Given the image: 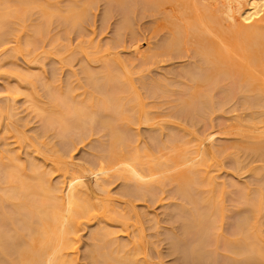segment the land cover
I'll list each match as a JSON object with an SVG mask.
<instances>
[{
  "label": "rangeland",
  "instance_id": "374dc122",
  "mask_svg": "<svg viewBox=\"0 0 264 264\" xmlns=\"http://www.w3.org/2000/svg\"><path fill=\"white\" fill-rule=\"evenodd\" d=\"M36 1H37V4H35V5H33V4L32 5H22L19 2V0H1V2H3V6H0V14H3V13L6 14L9 12H12L11 14H15V13L21 14L20 12H23L24 9H28L27 10L28 15L25 19L26 22H25L24 28H22L20 31H18V33L16 32L17 36H18L16 38L18 41L16 40L15 37H13L14 39L11 38V40L9 39L8 41L4 42L3 44L0 42V108H2L3 105L6 104L4 106L5 109H4V107H3V109H0V163H1L0 182H1V177L2 178L4 177L3 175L7 172V170L14 169L13 168L14 166H12V162H10L8 160L9 157L11 158L14 156H11L9 154V151L14 152V153L10 152L13 155H16V154L19 155L20 154L19 157L21 158L20 159L21 162L24 163V166H29V164H28L29 162L35 161L34 163L35 164L37 163V165L42 170H45L48 173H50V176H48V180H49V183L52 185L53 188L59 186V183L61 181V177H60L59 172H53V166L51 163V159H54L55 157L57 158L58 154H59V157L62 158V159L58 158L59 160H61V161L66 160V161H62V163H60L59 167H64L63 163L65 165H69V166H71V164L73 163L74 165L72 167H77V168H79L81 166L88 167L89 166L88 161H90L89 164L92 161L97 163L95 160H97L98 156L102 155L101 158L102 157L104 158V155L106 152L105 150L107 149V147H108L107 145L110 142V140H109L110 139V137H109L110 131L107 128H106L107 130H104V127L100 126L101 124L99 125L100 122H98L99 120H97V119L100 116L102 118H103V116H104V118L109 116V115H107V116L104 115V113H106V110L103 109L102 111H100V114H99L98 113L99 110H98V112L95 113V112L91 111L92 109L90 110V107H89L88 112L91 113V117L95 118L97 116V118H95L96 122L94 124H91L90 122H88L84 126L85 129H84V127L82 128L79 126H77V127H79V129L75 126L72 129V126H70L71 130L66 129V131L68 130L69 133H67L65 135L66 131L63 132L60 129L61 125L59 123H58L59 125H57V123L56 124L51 123L52 127L54 126L53 128H51V125H50L51 120L48 121L47 118L49 119V117H47V118L45 117L48 114L47 113H46V115H44L45 113L41 114L39 109H37L36 104L41 105V106H46L51 102L52 98L54 99V97H56V96L57 97L58 96L64 97L63 95L68 93V91L70 90L71 87H74L75 88V90L73 92L74 96L72 95L71 98H74L75 103H77V105H81V108H82V105H84L83 107H85L86 104L87 105L89 104L88 106H90L89 102L93 98V95H95L97 97L98 93L97 94L94 93L93 88L90 86V84L87 80L88 76H86L87 74H85L84 68L85 67L87 69L90 68L91 69L90 72L93 71L96 73V75H98L97 72H99L98 76L100 77V75L102 74V73L100 74V72L106 71L107 67L110 66V68H112L111 65L117 66L118 67L117 69H119V71H121L120 73H122V75H123V76L120 75V76H122L123 83L120 85V82H119L118 83L119 86L118 85L117 86L115 85V86L118 89L121 86H123L126 89H129L131 91V95L128 98L131 100L134 97L135 99L132 102H134V101L137 102L136 105H133L134 107H132L130 104H128V106L130 105V107H132L133 109L130 107L125 108V109H128V112L130 114H132V116L129 114V121H130V116L132 117V119H134V121L132 123L130 121L131 126L126 125L129 123V121L128 122L126 121L128 118L126 120L123 118L124 120H122L121 122H123L124 124L120 123L121 118L118 119V115H117V118L114 119V120H116V119L119 120V121L116 120V124H115V125H118V127L121 124L124 125V126L122 125V128H121V126L119 128H121L122 131L125 130L127 135L125 134V132L123 133L121 131L123 133V135L125 134V136L127 137V139H125V140L130 142L132 140V139L129 140L130 137L133 138V140L131 141L132 145H130V144H129V146L126 145L127 149L125 146L126 150L124 149V152L132 153L133 155L135 154L133 156L135 158H136V156L141 154L139 156L140 159H141V156L145 157V159L141 160L142 163H145V161L146 162L151 161L153 163V165L156 163L155 161H159V159L165 161V158H166L165 155L168 153L167 155H170L169 156L170 159L166 158V161L170 160L169 163L171 164V160L173 161L174 158L178 159L181 157L180 156L181 154L177 151L182 152L181 149L184 148V145H185L184 142L185 143H187L186 141L190 142L194 137H196V138L201 137L204 134H206V132L208 133V132L216 131L215 133H217V138H216L217 143H215V144H217L218 149L219 148L221 149V147H223L222 146V142L224 141L223 139H226V141H227V142L224 141L225 142L224 148L227 146L228 143L231 142V140H232V142L230 143L229 146H227L225 148L226 149L225 151H224V148H223V150L218 151L220 153L223 152L222 154H220V153L218 154V152L217 153L215 152L216 154L211 161L212 162L211 163L212 164L211 170L214 172L212 174H214L213 177L214 176L216 177V179H215V177H214V179L216 180V182H218V184H219V182H220V184L222 182V184L225 183L227 185L226 187H225V184L222 185L225 187L224 192L221 190L218 191V189H221V187L219 186V187H215V189H217V191H215V193L213 192L215 195L212 193V195L214 197H211V198H214V199H211V200L212 201L214 200V202H213L214 205L218 204V208H216L217 205H215V211H216V213L214 211L215 215H213L214 213L212 215L210 214L213 219L208 216L210 220L207 218L205 220L206 221L205 223L207 224V222L213 221V224H214L216 222L217 225L215 223L214 224L215 226L214 225L212 226L214 228L216 227L215 229L214 228L211 229L212 227H210L209 232L207 229H204V233H202L203 227L199 228V226L197 224H196L197 229L195 227H194V229H190V228H193V226L195 224V223L192 224L194 222L192 217H194L193 215H195V213H197L196 207H198V206L193 205L196 203H193L191 201V199H188L191 196H189L187 194H186L187 196L183 195V197L184 196L186 197V201H189V202H187L188 204L187 203L185 204V202H186L185 199H182L183 198L182 194H185V193L179 192V194H178V191H177V189H178L177 185L180 182H178V180H177V182H178V184H177L176 181H172V182H176L175 183L176 186H175V184L174 183L171 184V182L168 181L169 180L168 179L167 180L168 183L170 182V184H168L167 181L164 180L165 177H167V176H165L164 175L165 173H163L161 170H160L161 171V173H160V171L157 168H155L154 172L156 170H158L159 173L156 171L157 172L156 176L158 175L160 178H161V176H163V177L165 176L163 181L165 182V184H168V185H166V187H164V189L162 188L163 185L162 186L159 185V188L161 187V189H159V190H161V191L155 192V195L153 192V196L154 197L157 196L156 198H153V196L150 194V192H152L153 189H152V191H150V189L149 190L144 189V187H143L144 190H147V192H149L148 194L150 196L146 195L147 194L146 191H145L146 193H143L142 192L143 190L142 191L138 190L139 192H142L141 193L142 195L140 193L138 194V192L136 191L137 185L140 184L138 182V180L134 181V183L138 182L136 185V188L133 187V189H135V191L137 193L136 194L135 191L132 190V187H130V182H132L133 180L129 181V186H128V184H127L128 182L126 184L123 183L124 181H122L123 180L122 175H121L122 177H120L122 180H120V178L119 179L115 178V177H118L116 175L120 176V174H114L112 176L117 181L114 179L115 182H112L113 184H110V186H111L110 191H111V196H112V197L111 196L110 197H111L112 202H113V203L111 202L110 204H114L113 207H116V211L122 216L121 218H123V217L127 218L128 223L126 225H123L124 223H121V221H119V222L116 221L112 225V228H110V230L113 231L114 233L111 236V243L113 242L114 245H112L113 243L111 245H110V243H108L107 246L106 245L104 246V244L102 243L101 244L102 246H99V248H98L99 253H100V248L102 249V247L104 246L105 251L103 250L104 252H102V251L101 252L102 253L108 252L106 254V257H107L109 255L110 250H112V249L116 250L118 248L117 244H120V245L122 244V246L126 245L128 247L130 246L129 248L132 247V250H130L131 252H129V253L130 254L132 253L131 255H134V258L133 257L130 258L131 263L129 262L128 256H127V259L125 261L122 260L121 263H123V264H124V262H125V264H249L250 259H248L249 258L248 253L250 252L249 255L251 254L250 258H251V261L253 264H264V256H262V254H259L258 252H256L257 247L255 248L256 244L254 242V240L257 239V238L254 239L256 237L255 236L256 235L255 234L256 228H257L256 230H259V231H257L258 235H259V233H261L260 237H262V239H264V203L261 206L259 205L260 208L258 207V204L254 205V203H256V202L258 203V199L260 197L259 194L261 193V191L264 193V150H263L264 149V143H263V145H261L262 142H259L261 146H257L259 143H257V145L256 144L255 145L254 144H251V145L247 144L250 141H252L251 138H250V140L247 138L248 135L251 134V136H249V137H253L252 135H256V132L254 131L256 129H254V128L256 126L255 124H258L257 119H256V121L253 119H251L253 121L250 120V118H253V117H250V115L252 113H254V115H255V112H256V108H253L254 109L253 110V109H251V107L254 106V104H256L258 106V108L261 106L259 104L255 103V102H258L259 99L253 100V101H255V102H253L254 104L252 103L253 105L251 103H250V105L247 104L248 106L245 104H246V101H248L249 99H252V98L254 99L255 96L254 97H252V96L255 94H253L252 96L250 95L251 97H249V95H248V97L246 98L244 92H240V91H242V90H240L241 87H238L239 91L237 89V86L239 85V84H237L238 81H236V82L234 81V83L237 86L236 85H234V86L228 85L229 81L227 82L226 79L224 81H221V82H223L222 85L224 84L225 87H227V88L223 87L224 85L223 86L221 85V87H222L221 88L220 86H218L220 84L207 85L208 86L207 90H209L211 92V93L208 92L211 94L210 95L211 98H210V102L207 100L206 104L208 105L209 103L212 102L213 108H211L212 107L211 104L208 105V107L209 106H211V107L206 108V105H203L200 103V107L197 106L199 108V110L197 111L196 115H194V113L196 112L195 111L190 116L194 119L193 120L190 117H187V113H186L187 110L184 111L185 106L183 107L184 108L183 110L182 109L180 110L182 113L179 111V109L182 108V103H183L180 100L182 102L180 105L179 99H182V96L184 94L183 92L181 94V91L184 90V92H185L186 88L187 87L189 88L188 85L191 84V86H190V88H191L193 86V83H194V82L191 83V81H190L191 78H190V80L187 79V77L189 78V73H186V75H188L187 77L185 74L182 75L184 71L182 72L181 66H182V68L184 66L185 70H188V67H186V66H189V69H191L190 65H192L194 62L198 63L197 65L201 66L203 61L200 60L201 59L200 55H199L200 56V59H199L200 62L198 61L199 56H195V55L191 56L192 54L195 53L194 49H196V48L192 47L193 41H192V35L191 34H190V36H187L189 38H187V43L183 48V52L185 51V49H189L191 47V48H193V51H194L193 53H192V49H191V51L187 50L189 52V55H187L188 53L186 54V52H185L184 56H186V55L187 56L184 57L183 54H181L183 52H180V54L178 53V55H179V57H178V55L177 56L175 55V53H174L175 51L172 52L173 54H170V55L167 54L166 52H164V54L166 53V55L161 54L162 55V57H161L160 52H159L160 51L159 50L160 49L159 48L160 43L163 41L162 44L163 43L165 44V42L168 40V37H166V36L168 34L170 35V33H172L173 30L171 31V29H174V28H171V27H173V24L170 25V23H169V26H171V27H169L168 24H166L169 21L166 20L165 17L167 16V19L171 18V17H169V15L165 14V13L168 12V13H170V16L172 15V13H171V11H169L168 7L158 8V12L161 10V13H163L165 15V17H164L166 20V22H165L164 18L160 19V17H163V14H161L160 12L158 13L157 9H155V12H153V10H150V8H151L150 5H147L148 7H150L148 10H146L147 12L144 11L145 10L144 8H146L147 6H145L144 2L141 1L140 4L143 3V6H144V8H143L142 6L139 5V7H141L140 10L142 11V13L140 11H138V12L136 11L137 13L130 11L131 9L129 10L130 12L128 11V13L131 14L130 19H131L132 15L133 16L135 15L134 17L132 16V20L130 23H128L129 24V26H128V24H126V22L124 23V19H125L124 14L128 9V5L124 6L125 11H124V13H122L123 12L122 8L120 11L118 10L121 6L117 5L118 4V3H116L117 0H110L112 2L111 4H110L109 0H97L98 1L97 3L93 2L95 7L92 3V5H93L92 7H94V8L92 10V13L90 12L91 16H89V17L91 19L90 18L89 19L84 18L85 19L84 20L82 18L85 16H83L81 18L82 21L79 20L80 22L78 23V25H76V24H75L76 26L73 25L75 27L74 28L73 26L72 27L68 26L69 23L67 22V19L69 18V16L70 15L72 16V14L74 13V12L70 11V6L74 5V7L75 6L76 7H83L86 0H36ZM108 1H109V4H108ZM113 2H115V4H116V5L114 4L115 6L113 5ZM47 4L50 5L49 8H47V10H48V12H51V16H50L51 17V23L47 26V29H46L47 32L43 37L42 36L40 37L39 35H37V40H36V38L33 39V37H34V36H32L33 35L32 30L34 29L33 26L36 25V27H38L37 23L40 22V24H41V22L43 20H44L43 21V23H44L46 18H48V16H49L48 15L46 18L42 17V16H44L43 14H46L45 11H47V10L42 11L41 5L46 6ZM6 5H7V7H6ZM109 6L111 7V9L109 8ZM126 7H127V9H126ZM133 7H132V10H133ZM139 7H136V8H138L137 10H139ZM113 8H114V12H113ZM164 9L166 10L165 12H164ZM134 10H135V8H134ZM131 12L136 13V14H132ZM139 12H140V14H138ZM155 13H157V14H155ZM188 14H190V11H189V13H187V15ZM192 15H193V13H192ZM65 17H68V18H65ZM187 17H189V15ZM171 21H173L172 18H171L170 22ZM175 21H176V23L179 22L178 20H175ZM164 22H165V25L167 26L168 30H167L166 26L164 25ZM182 22H185L184 24L181 23V26L183 25L182 28H184L187 25L188 21L186 22V20H185ZM171 23H173V22H171ZM38 25H39V23H38ZM164 27H165V30H164ZM157 28H159V32H157L158 31ZM223 28H224V26H223ZM223 28L221 30L226 31L228 29L226 26L224 29ZM156 29H157V31H156ZM169 31H171V32H169ZM184 31H185V29H184ZM184 31H183V33H184ZM214 31H215V29H214ZM216 32H218V33H216ZM209 33H212V32H209ZM209 33L206 35H209ZM214 33L220 35L218 30L215 31ZM210 35H212V34H210ZM219 35H218V37H219ZM164 37H166L167 40L163 39ZM212 37H213L212 38L213 41H214V39H217V38H215L216 36H212ZM31 40H34V41L32 42V44H30L31 45V47H30L28 43L29 42L31 43ZM188 40H189V42H188ZM210 40H211V38H210ZM37 41H38V43H37ZM140 41H141V43H140ZM216 41L217 40H215L214 42H216ZM219 41H221L220 38H218L217 42H219ZM149 42H151L150 43L151 47L154 48V50L152 51V54L154 55L153 52H156V54L159 52L158 55H160V56H157L156 54H155L156 56L155 55L151 56V54H150V56L152 58L153 57H156V58L148 59L149 55H146V57H144L143 59H140V60H138V58H135V59H137L135 61V59L133 58L134 55L132 54L133 53L132 48L134 47L133 45L140 43L142 45V47L148 46L147 47L148 50L145 48L144 51H146V54H149V51H150L149 50V48H150ZM222 42H220V43H222ZM33 43H34V45H33ZM36 43H37V45H36ZM157 43H159L158 44L159 47L156 46ZM189 43H192V44H190V47H188ZM217 44L219 45V43H217ZM222 44H224V43H222ZM222 44H221V47L223 48ZM235 46H238V45H235ZM239 46H241V45H239ZM155 47L158 48V49L156 48V51H155ZM230 48H232V47H230ZM98 50H100L101 52H98ZM161 53H163V52L161 51ZM168 55H169V57L171 56L170 57L171 59H169ZM8 56H10V57L8 58ZM104 56H106V57H104ZM180 56H182V57H180ZM5 58H7V59L11 58L12 60H6ZM195 58H197L196 61H195ZM133 59H134V61H133V63H131ZM196 63H194V64L196 65ZM195 65H194V70H197V68L199 66H197V65L195 66ZM178 68L181 70L178 71L177 70ZM113 69L114 68H112V70ZM199 71H196V72H199ZM181 72H182V74H181ZM30 74L32 77L30 76ZM176 75L177 76L181 75L183 77V79L186 78L187 80L185 79V81L188 83L183 81V79L180 80L181 78L177 77ZM54 76H56L55 79H54ZM178 79L182 82H180ZM54 80H55V82H52ZM225 82H227V83L225 84ZM230 82H231V80H230ZM165 83H168L166 86H168L170 89L166 88ZM50 84L52 86L48 87V85H50ZM162 85H164V86H162ZM157 86H159L158 89L159 88L160 89L158 92H155V91H157V88L155 90V87H157ZM170 86H172V87H170ZM194 86H195V84H194ZM214 86H216L217 89L216 88L213 89ZM229 86H230V88L234 87L235 89H237L238 92H240L241 95L244 94V96H240V94L238 92H236V90L234 88H233V93H232V88L230 90L231 92L229 93L227 91L230 89V88H228ZM180 87H184L185 89L184 88L181 89ZM202 87L205 88L204 86H202ZM209 87L213 90H210ZM171 88H173V90ZM203 88H200V90H202ZM192 89L193 88H191L190 90H192ZM225 89H227V90H225ZM103 90H105V89H103ZM168 90H170L173 95L171 94V92H168ZM174 90L177 91V92L175 91L176 93L179 92L178 94H180V96L179 95L175 96V94H174L175 92H173ZM223 90H224V92L226 91L225 95H224L225 96V102L223 101L225 103L224 106L222 105L223 102H221L224 98V96L222 95ZM234 91L237 94L234 93ZM52 92H53L54 97L51 94ZM117 92H118V94H120L121 90H117ZM206 92L207 91L205 90V93ZM166 93H169V94H166ZM185 94H187V93H185ZM227 94H229V95H227ZM177 96H179V97H177ZM210 96H208V97H210ZM13 97H14V100L12 99ZM212 97H213V99H212ZM136 99H137V101H136ZM211 99H212V101H211ZM226 99H227V101H226ZM245 99H247V100H245ZM182 100L184 101L185 99H182ZM243 100H245L244 103H243ZM72 101L73 100L71 99V102ZM176 101H178V102H176ZM240 102H241V104H240ZM249 102H250V100H249ZM251 102H252V100H251ZM73 104H74V102H73ZM131 104H133V103H131ZM220 104L223 106V108L220 107ZM256 105H255V107H256ZM245 106H247V107H245ZM201 107L203 108V110L202 109L200 110ZM115 108H117V107H115ZM119 108L120 107H118V109ZM122 108L123 107H121V109ZM82 109L85 110V108H82ZM204 109L205 110L208 109L207 112ZM71 110L74 111L73 109H71ZM114 110L115 109H113V111ZM176 110H178V113L175 114V112H173L175 115L173 114V116H172V114H170V112L176 111ZM252 110H253V112H251ZM257 110H259V109H257ZM70 111L67 113H70ZM72 111H71L72 117L70 114L69 115L66 114V115H67V117L69 116V117H71V119L72 118L74 119L75 114ZM122 111L123 110H120V112H122ZM149 111H151V112H149ZM183 111L186 113V115L183 114L184 113ZM193 111H191V112H193ZM125 112H126V110H125ZM144 112H147V113L149 112V116L155 115V118H154V116L153 117L150 116L152 119H155V121L150 120V122L149 121L145 122L146 120L144 119ZM248 112H251V114ZM93 113H95V114H93ZM111 113H112V108L108 109V111H107V114L111 115ZM189 113L190 112H188V115H189ZM168 114L171 116H169ZM126 116H128V115L126 114ZM159 116H161V118L164 117V119L162 120ZM185 116L187 117V120L185 119ZM242 116L244 119H246V121L249 122V120H250L251 123L249 122L250 124H248V122L244 121ZM246 116L247 117L249 116V120H248V118H246ZM69 117H68V119H69ZM188 118H190V119H188ZM238 118L250 126L245 125L241 121H239V123L240 122L242 123V127H241V124L239 125V123H238V120H239ZM156 119L158 121H156ZM235 119H238V120H235ZM46 120L49 123L48 124L49 128L47 126ZM192 120H193V123H192ZM236 121H237V123H236ZM142 122H144V123H142ZM210 122L213 124L214 127L216 126L215 128L217 130L215 128H213V126H212V124H210ZM252 122H254V123L256 122V123L254 124ZM194 123H196V124H194ZM88 124H90L89 125L90 127L88 126ZM155 124H157L158 126H155ZM232 124L233 125L235 124L238 127L233 126ZM162 125H164V126H162ZM244 125L246 126L245 127L246 129L244 128ZM252 125H254V126L252 128H249ZM260 125H261V123L259 122V127H260ZM209 127H210V129L212 127V130L208 129ZM172 128H174V129H172ZM160 129H163V130H160ZM195 130H199V131H195ZM201 130H202V132H201ZM242 130H244L245 134H247V132L249 131L248 135L247 136L245 134L243 135L242 133H244V132ZM119 131H120V129H119ZM219 132H221V133L219 134ZM235 132L238 134L241 133V136L239 138L241 139L242 142L238 138L239 135H237ZM252 132H253V134H252ZM189 133H191V134H193V136L194 135L195 136L193 137L192 135H189ZM198 134H199V136H197ZM184 135H185V138H183ZM221 135H223V136H221ZM227 135H228V137H227ZM220 136L222 138L219 139ZM243 137H246V140L247 141L249 140V141L247 143H245ZM181 138H183V139H181ZM188 139H191V140H188ZM193 140L196 141L195 138ZM194 141H192L191 144L194 143ZM233 141H235L236 143H233ZM238 141L241 143V145L244 142L240 148H239V143H237ZM189 144L190 143H187L185 146L186 147L191 146ZM235 144L238 145V148H236L237 146ZM218 145H220V147ZM246 145L249 146V148H248L249 150H250V148L251 149L253 148L256 150H253L250 152L248 149H245ZM173 146L176 148H174ZM231 146H235V148L239 150V151L237 150L238 152H236V155H238V156H236L234 154V156H236L238 158H235L234 156H232L231 153H234L236 151V149L231 147ZM253 146H256V148H254ZM172 147L174 149H172ZM228 147H229V149H227ZM242 147H244V149H242ZM261 147H263V148H261ZM165 148H166V150L170 149V151L165 153L166 152ZM179 148H181V149H179ZM214 148L212 149L213 151L218 150V149H216V147H214ZM161 149H162V151L163 150H165V151L162 152ZM257 149L259 151H262V152H260L261 155L259 154V151H257ZM55 150H57V151L59 150L60 152H62L61 156H60V153H58L57 151L56 152L58 154H56ZM186 150H188V149L186 148ZM228 150H229V152H228ZM145 151H147V152H145ZM160 151H161V153H160ZM183 151H185V149ZM192 151H193V149L190 150V153ZM176 152H177V154H176ZM225 152H226V154L230 153L231 155L230 154L226 155ZM255 152H257L258 155L255 154ZM63 153L65 155L64 157H63ZM178 153H179V155H178ZM184 153L185 152H183L182 154H184ZM186 153H187V151H186ZM242 153L248 154V155L245 154V156L248 158H245V156ZM252 154H253V156H252ZM53 156H54V158H52ZM162 156H164V157H162ZM139 157H137V158H139ZM171 157H172V159H171ZM232 157H234L236 159V162H238L237 163L238 167H236V165L234 163L235 161ZM239 157H241V159L244 158V160L242 159L244 162L242 160L237 161V159H239ZM2 159H3V161H2L3 163L5 162L10 166L9 168L5 167L6 165L4 167L2 166V164H3L1 162ZM99 159L100 158H98V160ZM140 159L138 161H140ZM176 159H175L174 163H176V161H177ZM143 160H144V162H143ZM241 161L243 163L242 165H244L245 167L242 166L241 164H239ZM94 162H92L91 164H93ZM161 162L164 163L163 161H161ZM140 166H141V164H140ZM154 166H157V163ZM145 167H147V166L143 165V168H145ZM171 167H173V166H171ZM240 167H242V168H240ZM150 168H151V166H150ZM150 168H148V169L150 170ZM152 168H153V166H152ZM187 168H188V166H187ZM190 168H188V169H190ZM194 168H192V169H194ZM238 168H240V169L238 170ZM3 169H4V171L5 170L6 171L2 175ZM149 170L146 171V168H145V172L146 173L148 172L147 174H149V172L150 173L153 172V171H149ZM182 171L188 172L190 170L186 171L184 168V170H182ZM169 172L171 173V171H169ZM179 172H180V175H178V176L181 177L182 173H181V171H179ZM170 173H169V175H170ZM172 174H173V172L171 173V175ZM201 174L203 175V173H201ZM258 174L261 175V177ZM125 175H127V174L125 173ZM174 175L172 176V179L176 180L177 178L176 179H174V178L177 177V175H175V176ZM158 176H157V178L159 179L158 182H160L161 179ZM155 178L156 177H154V179ZM196 178H198V177H196ZM202 178H204V176ZM5 179H4V181L6 182L8 180L6 174H5ZM111 179L112 178H110V180ZM127 179H128V177H127ZM127 179H124L125 182ZM178 179H180V178H178ZM198 180H199V178H198ZM4 181L1 182L0 186L7 188L10 184L8 183L9 185H7V183H5ZM153 181H156V180H153ZM201 181L204 182L201 179L199 181L201 184H202ZM196 182H198V181L196 180ZM198 183H196L197 186L199 185ZM205 183L207 186V184H208L207 180L205 181ZM124 184L126 185V188H125ZM153 184H154V182H153ZM160 184H161V182H160ZM5 185H7V187ZM150 185H152V184H150ZM194 185L195 184L193 183V186ZM202 185L204 186V183ZM131 186H132V184H131ZM141 186H143V185H141ZM152 186H150V187H152ZM197 186H195L197 191L200 188H201L200 191H202V190L205 191L206 189L211 187V186L208 187L209 186L208 185L207 186L208 188L202 189V187L198 186L199 187L198 188ZM128 187L131 189H129ZM139 187H140V185H139ZM9 188H10V186L8 187V189ZM140 188H142V187H140ZM145 188H147V187H145ZM148 188H149V186H148ZM190 188H192V186ZM243 188H245V189L243 190ZM8 189H6L7 191L6 190L5 191L9 192L10 189L9 190ZM196 189L195 190L193 189V191L197 192ZM211 189H209V190L211 191ZM154 191H156V187L154 188ZM204 191L201 192V193L205 194V195H202V197L200 195V192H197V193L192 192V194H194V195L198 194V197H199L198 200H200V197L202 199L207 194ZM245 191H247L249 193L248 194L244 193ZM10 193H11V191H10ZM157 193L159 195H157ZM208 195H211V193ZM192 197H194V196H192ZM196 197H197V195H196ZM209 198H210V196H209ZM254 198L256 199V201H254ZM195 199H194V201H195ZM198 200L196 199L197 204H199V202L201 201L200 207H198V209L199 208L201 209V207L205 208V209H202V210L199 209L200 211L199 210H197V211H199V213H201V211H204V210H205V212H208L207 209H209L208 207L211 206L210 202H212V201H210V199H209V201H210L209 202L210 205H209V203L204 202L205 200L204 201L200 200L199 202H198ZM202 203H205V204H202ZM10 204H11V202H5V207H6V210H8V211H11V205ZM255 206L258 207L259 209L255 208ZM117 207H118V209H117ZM213 209H214V207H213ZM213 209H211V210H213ZM0 211H1V209H0ZM252 215H253L252 222H256L257 227H256V225H255V227H254V225L252 226L253 223L246 222V221H248L247 218H249L251 221L250 217H252ZM24 216L27 217L28 215H24ZM0 217H1V215H0ZM195 217H196V215H195ZM242 217L246 221L243 220V222H241ZM191 219H192V221H191ZM92 220L90 222H85L83 224V226H84V227L82 226L83 230L79 234L80 235L79 236L80 242L78 245L79 247H78L77 254L70 256V258L76 256L78 264H93V263H95V262L91 263V259L89 260V258L87 256V255H89L88 251L90 252V250H89L91 248L90 245L94 246L93 244H95L94 241L91 242L93 240V238L91 239V237H93L92 234L97 233L98 231H100L101 227L105 226V222L102 221L103 222V224H102V222H101V220H99V218H97V219L93 218ZM123 220H124V218H123ZM188 220L191 221L190 222L191 227L189 228L188 232L192 231L195 233V235H194V233L192 234V232H190L191 234L190 233L187 234L186 233L187 227H186V231L183 230V229H185V226L189 227L190 224L188 225V222H189ZM240 222L241 223H244V222L247 223L246 224V230L247 229L249 230V228L251 229L252 227H254L251 229L252 231L250 230L251 232L255 231L254 234L253 233L251 234V235H253L254 238H252L253 241L249 240V244L252 243L255 245V246L253 245V247L255 249V250L253 249V252L254 251L256 252V254L254 252V254H255L254 257L256 258V255L258 254L259 256H257V257L260 258L259 261H258L259 258L258 259L256 258L255 259L256 261H254V258L252 255L253 253H252V251H250L251 249H249V252H248V250L246 251V255H245V252H243L244 254L241 253V255H240L238 253L237 254L232 253L230 251L231 247L227 246V244L230 243L227 241H231L232 243L234 241L235 243H233L234 244L233 247L236 248V252L240 253V250H237L238 248H241V249L244 248L243 250H245V248L248 249L246 247L247 244H245L246 240L240 239L241 237L239 235V232L237 233L239 236H236L237 235L236 234V232H237L236 226L238 223V229H239V225L241 224ZM99 223L102 225H100ZM203 225H201V226H203ZM207 225H205V226H207ZM209 225H210V223H209ZM209 225L206 228H208ZM249 225H251V226H249ZM12 226L9 225L8 229L11 230L13 228ZM240 226H241L240 227V229H241L242 225H240ZM198 228H199V230L201 229L202 232H201V230L199 231ZM22 230L24 232H27V229H25V228ZM210 230H211V232H210ZM212 230H213V232H212ZM250 231H248L249 232L248 235L251 233ZM201 233H202V235L204 234L203 237H202ZM212 233H213V235H212ZM211 235L212 236L216 235V236H214L215 238L220 237L219 238L220 242H217L218 239H216V240H214L212 238L210 239L209 237ZM134 236L137 238L135 239ZM196 236L198 237V239H199V237H201L200 238L201 240H203V241L206 240L207 242H209L208 243L209 245H206L205 244V243H207L206 241L204 243L203 241L201 242L200 240L197 239L198 242L204 243V251H203V249H201V248H203V244L201 245V243H200L201 248L199 247V244L196 240ZM235 236L237 237V239L239 238L240 240L238 241L237 239H235L236 238ZM133 238L139 242L138 243L139 246H137V243H136L137 241L132 240ZM90 239H91V241H90ZM234 239L237 240V242L240 244L237 245V243ZM130 240L132 241L133 245L131 244ZM224 242H227V243L225 244ZM258 242L259 241H257L256 243H258ZM134 243L136 244V247H134ZM195 243L198 246V251L195 250V248H197L195 246L196 245ZM216 243L217 244L219 243L218 246ZM123 244H125V245H123ZM193 244L195 247L193 246ZM224 244H225V246H224ZM190 246H193L194 247V248L192 247L193 250H195L198 253L195 254L192 251L191 252L192 254H191L189 249H192V248H189ZM230 246H231V244H230ZM106 247H107V249H106ZM226 247H228V248H226ZM234 248H232V249H234ZM113 251L114 250L111 251L112 255L114 254ZM233 252H235V249ZM102 253H101V255H102ZM116 253L114 255L115 257H117ZM122 254H124V253H122ZM126 255H128V254L126 253ZM126 255H125L124 259L126 258ZM103 256H105V255L103 254ZM120 256H121V253H120ZM123 256L124 255H122L121 258ZM260 256H262L263 259H261ZM100 257H102V256H100ZM232 257H234V258H232ZM244 257L246 259H244ZM119 259H120V257H119ZM116 260L113 261V263L114 262L117 263ZM246 260L248 263L246 262ZM250 264H251V262H250Z\"/></svg>",
  "mask_w": 264,
  "mask_h": 264
},
{
  "label": "bare ground",
  "instance_id": "6f19581e",
  "mask_svg": "<svg viewBox=\"0 0 264 264\" xmlns=\"http://www.w3.org/2000/svg\"><path fill=\"white\" fill-rule=\"evenodd\" d=\"M109 1H108V4H109ZM141 1L144 2L145 6L150 5L151 8L148 7V6H147L148 8L147 7L144 8L143 3L140 4ZM19 2L22 5H32V4L35 5V4H37L36 0H19ZM93 2L97 3L98 1L97 0H95V1L94 0H86V2H85L83 7H76V6L74 7V5L70 6V11L74 12L73 13L74 15L73 14H72V16L70 15L69 18L65 17V18H68L67 22L70 24V25L68 24V26L72 27L73 25L74 26L78 25V23L80 22L79 20H81V18L83 16H85V17H83L82 19H84V18L89 19L90 18L89 16H91L90 12L92 13L93 8L95 7ZM92 3L94 5V7H92L93 6ZM111 3L112 2L110 1V4ZM116 3H118L117 5L121 6V7L119 6L120 8L118 10L120 11L121 8H122V11H123L122 13H124V11H125L124 10L125 9L124 6L128 5V9L126 7L127 11L124 14V18H125L124 19V23L126 22V24L130 23L131 20H132V16L133 15L131 16V19H130V15L131 14L128 13V11L130 9H131L130 11H133V12L140 11L142 13V11L140 10L141 7H139V5L142 6L145 9L144 10L142 8L144 11H146V10H148L150 8V10H153V12H155V9H157V12H158V8H160V7L161 8H164V7L165 8L166 7L169 8V11H171L172 15L170 16V13H168V12L165 13V14H168L169 17L172 18L173 21H171V22H173V23L170 22L171 18L167 19V16L165 17V15L163 13H161V10L159 11L161 14H163V17H160V19L165 17L166 20L169 21L166 24H168V26H169V23H170V25L173 24V27H171V26H169V27L174 28V29H171V31L173 30L172 33H170V35L168 34L169 36L168 35L166 36V37H168V40H167L166 37L163 38V39L167 40V41L165 40L166 42L164 41L165 42V44L163 43L164 45L162 44V42H163L162 40L163 39L161 40L162 42L160 41L161 42L160 43V47L158 45L159 43H157L156 46H158L160 48L159 49L160 51L158 50L160 52V55L161 54L166 55V53L170 55V54H173L172 52L175 51L174 53L177 56L178 53L180 54V52H183V48H184V46L187 43V38H189L187 36H190V34L192 35V41L193 42L192 41L191 42L193 44L189 43L188 47H190V44H192V47L196 48V49H194V51H195V53L197 55L195 53L192 54L194 51H193V48H191V47L189 48L190 50L189 49H185V51L183 53H181V54H183V56H184L185 52H186V54L188 53L187 55H189L188 51H191V49H192V53H191L192 55L191 56H193V55L199 56L200 55L201 59H200V56H199L198 61L200 62V60H202L203 63H202L201 66H199V65H197L198 63L194 62V63H196L197 66H199L197 68V70H194V65H195L194 63L192 64L193 66L190 65L191 69H189V66H186V67H188V70H185L184 66H183V68H184L183 69L182 66H181L182 72L184 71L183 74H182V72H181V74L182 75H184V74L186 75V73H189V78L187 77L188 75H186V77H187L188 80H190V78H191V80H190L191 83H193V82L194 83H193V86L191 87V88H193L192 90H190L191 89L190 88L191 84H190V85H188L190 89L187 87L186 88L187 91L186 90H185V92H184V90L181 91V94L183 92L184 93L183 96L185 95L184 97L181 95L182 99H185V100L183 101L182 99H179V102H180L179 104L180 105H181L182 102L184 103V104L182 103V108H180L179 111L181 109L183 110L185 108L184 111L187 110L186 111L187 117H190L191 114H193L195 111L196 112L194 113V115H196L197 111L199 110L198 107H200V103L203 104V105H206V108L210 104L212 106V102L209 103L210 102V98H211V96H210L211 92L209 90H207V88H208L207 85L220 84L218 86L221 87V85L223 83L221 81H224L226 79L227 82L229 81L228 85L234 86V85H236L234 83V81L235 82L238 81L237 84H239V85L238 86L236 85L238 91H239L238 87H241L240 90H242V91H240V92H244L246 98L248 97V95H249V97H251L253 94H255V95H253L252 97H254V96L256 97V98L254 97V99L253 98L249 99L250 102H249V100L246 101L245 105H247V104L250 105V103L252 104L253 102H255L253 100H256V99L258 100L259 99L258 102H255V103H257V104H259L261 106V107L258 108V106L256 104H254V103H253L254 106H252L253 104L251 105L252 107L250 106L251 109L256 108V112H255L256 116L254 115V113L251 114V112H253L254 109L251 112H248V113L251 114L250 117H253V118H250V120L253 119V120L256 121V119H257L258 120L257 121L258 124H255L256 122L255 123L252 122V123H254L256 126L257 125L258 126L257 127L255 126V128H254V129H256V130H254L256 132V135H252L253 137H249V136H251V134L248 135L249 131L247 132V134H245L244 130H242L244 132L242 134L243 135L245 134L246 136L248 135L247 138L249 140L251 138L252 141L247 143L249 140L247 141L246 137H243V139H244L245 143L250 144V145L251 144H254V145L256 144L257 145V143H259V142H262L261 145H263V143H264V0H117ZM0 4H1L0 6H3V2H1V0H0ZM114 4H115V2H113V5ZM49 6L50 5H48V4L46 6L45 5H41L42 11L47 10V8H49ZM6 7H7V5H6ZM132 7H133V10H132ZM136 7H139V10H137L138 8H136ZM109 8L111 9L110 6H109ZM134 8H135V10H134ZM27 10L28 9H24L23 12H20L21 14H19V13L16 14L15 13L16 15L15 14H11L12 12H9V13H6V14H4V13L0 14V42L2 44L4 42L8 41L9 39L11 40V38H13V37H15V38L18 37L17 36L18 31H20L22 28H24V25H25V22H26L25 19H26L27 15H28V11ZM165 11L166 10L164 9V12ZM189 11H190V14H188L189 17H187L188 16L187 13H189ZM113 12H114V8H113ZM140 12L138 14H140ZM45 13L46 14H43L44 16H42V17L46 18L49 15L48 16V18H49L51 16V12H48V10L45 11ZM136 13H132V14H136ZM192 13H193V15H192ZM155 14H157V13H155ZM48 18H46L44 23H43L44 20L41 22V24H40V22H38L39 23V25L37 23L38 27H36V25L33 26V28H34L32 30V34H33L32 36H34L33 39L36 38V40H37V35H39L40 37L41 36L43 37L46 34L47 26L51 23V17L49 19ZM165 18H164V20H165ZM173 18L174 19L176 18L175 20H178L179 22L177 21L178 23H176V21ZM166 20H165V22H166ZM185 20H186V22L188 21L187 25L184 28H182L183 25L181 26V23L184 24L185 22H182V21H185ZM165 22H164V25H165ZM128 26H129V24H128ZM223 26H224V28L226 26L228 28L227 29L228 31L226 29H225L226 31L221 30L223 28ZM166 28H167V26H166ZM157 29H158V31H157ZM157 29H156V31L159 32V28H157ZM184 29H185V31H184ZM214 29H215V31L218 30L220 35L216 34L218 32L214 33L215 32ZM164 30H165V27H164ZM167 30H168V28H167ZM171 31H169V32H171ZM183 31H184V33H183ZM207 32L208 33L212 32V33H209V35H206V34H208ZM210 34H212V35H210ZM218 35H219V37H218ZM212 36H216L215 38H217V39H214V41L215 40L218 41V38H220L221 41L214 42L213 39H212L213 38ZM209 37L211 38L212 41L210 40ZM16 40H17V38H16ZM33 41L34 40H31V43L30 42L28 43L30 47H31L30 44H32ZM188 42H189V40H188ZM220 42H222L224 44H222ZM37 43H38V41H37ZM37 43H36V45H37ZM140 43H141V41H140ZM140 43H137V44L133 45L134 47L132 46L133 47L132 48L133 49V53L132 54L135 56V57L133 56V58L134 59L138 58V60H140V59H143L144 57H146V55H149V57L148 56L147 57H148V59H151L152 58L151 56H154L156 54V52H153L154 55L152 54V51L154 50V48L151 47V44H150L151 42H149V46L151 48V49L149 48V50H150L149 54H146V51H144L145 48L147 49L148 46L147 47H142V45ZM217 43H219V45ZM221 44H222L224 49L221 47ZM33 45H34V43H33ZM235 45H238V46L241 45V46L238 47V46H235ZM230 47H232V48H230ZM156 48L157 47H155V51H156ZM161 51L163 53H161ZM98 52H101V51L98 50ZM159 52L156 54L157 56H160V55H158ZM164 52H166V53L164 54ZM150 54H151V56H150ZM169 55H168V57H169ZM186 56H184V57H186ZM9 57L10 56H8V58ZM104 57H106V56H104ZM161 57H162V55H161ZM170 57H169V59H171ZM178 57H179V55H178ZM180 57H182V56H180ZM153 58H156V57H153ZM5 59L6 60H12L11 58L10 59L5 58ZM134 59L132 60L131 63H133ZM136 60L137 59H135V61ZM196 60H197V58H195V61ZM111 67L114 68V69L112 70V68H110V66H109V67L106 68V71L100 72V74L102 73L100 75V77L98 76L99 72H97L98 75H96L95 72H93V71L90 72L91 69L89 67H88L89 69H87L86 67L84 68L85 69V74H87L86 76H88L87 80H88L90 86L93 88L94 93H96V94L98 93L97 97L95 95H93V98L89 102L90 106H88L89 104L88 105L86 104L85 107H83L84 105H82V108H85V110L81 108V105H77V103H75L74 98H71L72 95L74 96V94H73V92L75 90L74 87L70 88L71 91L69 90L70 92L68 91V93L65 94L66 96L65 95H63L64 97L61 96L62 98L59 97V96H58L59 98L57 96H56L57 98L54 97L53 96V92H52L51 94L54 97V99L52 98L51 102L48 105H46V106H41V105H37L36 104V107H37V109H39L41 114L45 113L44 115H46V113H47L49 115V116L46 115L45 117L46 118L49 117V119L47 118L48 121L51 120L50 125H51V123L52 124L53 123H55V124L57 123V125L60 124L61 125L60 129L63 132H65L66 129H70L71 128L70 126H72V129H73L74 126L75 127L79 126V127L83 128L88 122H90L91 124H94L96 122L95 118H97V116L95 115L96 116L95 118L91 117V113L88 112V110H89L88 108L89 107H90V110L92 109L91 111H93L95 113L98 112V110H99V112H98L99 114H100V111H102L103 109L106 110V113H104L105 111L103 113H104V115H106V116L109 115V116H107L105 118H104V116H103V118L101 116L100 117L98 116L99 118L97 119V120H99L98 122H100L99 125L101 124L100 126L104 127V130L109 129V131H110V135L108 134L109 137H110V139H109L110 142L107 145L108 146L107 149L105 150L106 152H105L104 158L103 157L101 158L102 155L100 154L101 156H98V158H100V159L98 160V158H97V160H95L97 163H95L94 161L91 160L94 163L91 164L92 163L91 162L89 164L90 161H88V165H89V166L87 165L88 167H85V166H81V167L78 166L79 168L72 167L74 165L73 163L71 164V166L65 165L63 163L64 167H59L60 163H62V161H66V160H62V161L59 160L58 158H60V157H59L58 153H60V156H61L62 152H60L59 150L58 151L55 150V152L56 151L58 152V153L56 152V154H58V157L54 158V156H53L52 158H54V159H51V163H52V166H53V172H59L60 177H61V181L59 183V186L53 188L52 185L49 183V180H48V176H50V173H48L45 170H42L37 165V163L36 164L34 163L35 161L34 162L32 161L33 162L32 163V162H29L30 161L29 160L28 161L29 162L28 163L29 166H24V163L21 162V160H20L21 159L19 157L20 154L19 155H17V154L13 155L11 153H14V152L9 151V154L11 156H14V157H11L12 159L9 157L10 155L8 156L11 159L10 160L8 158V160L10 162H12V166H14L13 167L14 169H12V170L9 169L10 171L7 170V172L9 171L8 173L7 172L5 173V171H6V170L4 171L5 168L3 169L2 175L5 173L7 175V178H8V180L6 182L4 181L5 174L3 175L4 176L3 178L1 177V182L4 181L5 183H7V185L10 184L9 185L10 186L9 189H10L12 194L10 193V191L6 192L7 191L6 189H8L9 186L7 187V185H5L7 188H4V187L0 186V207H1L0 208L1 209V211H0V213H1L0 214L1 215V217H0V264H78L77 257L74 256V257L70 258V256L77 254L78 247H79L78 245H79V242H80V239H79L80 235L79 234L83 230V228H82L83 224L85 222H90L93 218H95V219L99 218V220H101V222L102 221L105 222V226L101 227L100 231H98L97 233L92 234V236H93V237H91V239L93 238L92 241L90 239L91 242L94 241V243H95V244H93L94 246L90 245V247H91L89 249L90 252L88 251L89 255H87L89 260L91 259V263L95 262L96 264H123L121 262H122V260L125 261L127 259V256H128L129 262L131 263L130 258L131 257L134 258V255H131L132 253L130 254L129 252H131L130 250H132V247L129 248L130 246L128 247L125 244H123L125 246H122V244L121 245L117 244L118 248L116 247L117 248L116 250L112 249V250H114L113 251L114 252L113 255L111 254L112 250L109 251V255L107 257H106V254L108 252L107 253H102V252L105 251L104 250L105 249V247H104L105 245L107 246L108 243H110V245L113 243V242L111 243V236L113 235L114 232L110 230V228H112V225L116 221H118V222L121 221V223H124L123 225H126L128 223V219L127 218L123 217L124 220H123V218H121L122 216L116 211V207H113L114 204H110L112 202L110 184H113L112 182H115L114 181L115 178L119 179L120 177L123 176V178H122L123 180L121 178H120V180L124 181L123 183H125V184L128 182L127 183L128 186H129V181L133 180L132 182H130V187H132L133 191H135V189H133V187L136 188V185L139 182L140 184H138L137 188H136V191L138 192V194L139 193L141 194L142 192L146 193L147 190H144V189H148V190L150 189V191H152V189H153V191L150 192V194L152 196H153V192H154V195H155V192L161 191V190H159V189H161V187L159 188V185L160 186L163 185L162 188L164 189V187H166V185L170 184V182H171V184H173V183L175 184L177 182V180H178V182H180L179 184L177 182V184H178L177 185L178 194H179V192H181V193H185V194H182V197H183V195L191 196L188 199H191V201L193 203H196V204H193V205H196L198 207H200V204H201L200 200H203V201L205 200L204 202L209 203L210 201H212L211 199H214V198H211V197H214L212 195V193L213 192L215 193V191H217V189H215V187H219L220 186L221 189H218V191L221 190V191L224 192L225 187L227 185L224 183L225 187L222 186V185H224V184H222V182H221V184L219 182V184H220L219 185L218 182H216V180H215L216 177L214 176L215 179L213 177L214 174H212V173H214V172L211 170V167H212V164H211L212 162L211 161H212V159L214 158L215 154L218 151L223 150L224 144H225V142H227L226 139H223L225 141V142L224 141L222 142V146L223 147H221V149L220 148L218 149L217 148V144H215V143H217L216 142L217 141V139H216L217 138V133H215L216 131L208 132V133L206 132V134H204L201 137H197V138L194 137L195 135L193 136V134L189 133V135H192L196 139V141L193 140L194 138L192 140L188 139V140H191V141L190 142L186 141V142L190 143L189 145H191V146L193 145L192 147L188 146L189 148L185 146L187 143L184 142V144H185L184 148H182V149L179 148V149H181L182 152L177 151V152H179L181 154L180 155L181 157L178 158L179 157L178 156L177 157L178 159L174 158L173 161L171 160V164L169 163L170 160L166 161V158L170 159V157H169L170 155H167L168 154L167 152H169L170 149L166 150V148H165V150H166L165 153H167L166 154L167 156L165 155V157H166L165 161L166 162L164 160H160V159H159L160 162L159 161H155L157 163V166L158 167L160 166L159 168L157 166H154V165H156L155 162H154L155 163L154 165H153V163L151 161H148V162L145 161V163H142L141 160L145 159V157L141 156V159H140L139 156L141 154H139L135 158V157H133L135 154L133 155L132 153L124 152V149H125L126 145L127 146H129V144L132 145L131 141L133 140V138L129 136L130 137L129 140L132 139L130 142L125 140V139H127V137L125 136L126 132H125V130L122 131V129H121L122 125L124 124L121 121L124 120V119L126 120L127 118L128 119L126 121L127 122L129 121V114L130 113L128 112V109H125V108H129L130 105L132 107H134L133 105H136L137 102H135V101L132 102L135 99L133 96H132L133 98L131 100L128 98L131 95V91L129 89H126L123 86L119 87V89L116 87L119 82H120V85L123 83V79H122L123 75H122V73H120L121 71H119V69H117L118 68L117 66L111 65ZM181 69L178 68L177 70L180 71ZM196 71H199V72H196ZM120 75H122V76H120ZM30 76H31V74H30ZM55 77L56 76H54V79H55ZM177 77H180L181 78L180 80L183 79V77L181 75L177 76ZM185 79L186 78H184L183 81H185ZM230 80H231V82H230ZM52 82H55V80L52 81ZM180 82H182V81H180ZM227 82H225V84ZM168 83H165V86ZM186 83H188V82H186ZM194 84H195V86H194ZM50 86H52V85L51 84L48 85V87H50ZM162 86H164V85H162ZM172 86H170V87H172ZM202 86H204L205 88H203ZM230 86L228 88H230ZM158 87L159 86L155 87V90L157 88V91H155V92L159 91L160 88L158 89ZM223 87H225V85ZM166 88H169V87L166 86ZM180 88L182 89L184 87H180ZM200 88H203V89L200 90ZM215 88H216V86H214L213 89H215ZM225 88H227V87H225ZM231 88L229 90H227V89H225V90H227L230 93L231 92L230 91ZM233 88H232V93H233ZM103 89H105V90H103ZM171 89L173 90V88H171ZM213 89L210 88V90H213ZM237 89H235L236 92H238ZM117 90H121V93L118 94ZM205 90L207 91L206 93H205ZM175 91L176 90H174L173 92H175ZM168 92H171V91L168 90ZM176 92L174 93L175 96L176 95L180 96V94H178L179 92L178 93H176ZM208 92H210V93H208ZM225 92H224V90L222 91V95L223 96L225 95ZM236 92L234 91V93H236ZM240 92H238V93L240 94ZM185 93H187V94H185ZM166 94H169V93H166ZM171 94H172V92H171ZM244 94L243 95L240 94V96H244ZM227 95H229V94H227ZM179 96H177V97H179ZM208 96H210V97H208ZM12 99L14 100V97ZM71 99L73 100L72 102H71ZM212 99H213V97H212ZM212 99H211V101H212ZM207 100L209 101L208 105L206 104ZM245 100H247V99H245ZM245 100H243V103L245 102ZM251 100H252V102H251ZM136 101H137V99H136ZM223 101L225 102V96H224V98H223V100L221 102H223ZM226 101H227V99H226ZM73 102H74V104H73ZM176 102H178V101H176ZM224 102L222 104L223 106L225 104ZM131 103H133V104H131ZM128 104H130V105L128 106ZM240 104H241V102H240ZM5 105H3V107ZM222 105L220 104L221 108H223ZM255 105H256V107H255ZM211 106H209V107H211ZM247 106H245V107H247ZM3 107L0 108V109H3ZM115 107H117V108H115ZM118 107H120V108L118 109ZM121 107H123V108L121 109ZM132 107H130V108H132ZM202 107L200 108V110L201 109L203 110ZM70 108L73 109L74 111H72ZM107 108L108 109L112 108L111 115L107 114V111H108ZM211 108H213V106ZM4 109H5V107H4ZM113 109H115V110L113 111ZM257 109H259V110H257ZM70 110L75 114V116H74L75 118L74 119L73 118L71 119L72 113H71ZM120 110H123V111L120 112ZM125 110H126L127 113L125 112ZM207 110H205V111L207 112ZM69 111H70V113H67ZM191 111H193V112H191ZM149 112H151V111H149ZM149 112L148 113L144 112V119L146 120L145 122H147V121L150 122V120H154L155 121V119L151 118L153 116L155 118V115H150L151 116L150 117L149 116ZM173 112H175V114H177L178 110L171 111L170 114H172V116L174 114ZM188 112H190L189 115H188ZM95 113H93V114H95ZM186 113L184 112L183 114L186 115ZM66 114H68V115L70 114L71 117L68 116L69 117V119H68ZM126 114L128 116H126ZM117 115H118V119L121 118L120 123H123V124L120 125L121 128H119L120 126L118 127V125H115L116 124V120L119 121L118 119L114 120L115 118H117ZM130 115L132 116V114H130ZM131 116H130V121L132 123L134 121V119H132ZM169 116H171V115H169ZM159 117L161 118V116H159ZM187 117L185 116L186 120H187ZM190 118L193 119L192 117H190ZM190 118H188V119H190ZM242 118H243V116H242ZM246 118H248V120H249V116L248 117L246 116ZM157 119H156V121H158ZM161 119L163 120L164 117L161 118ZM238 119H235V120H238ZM193 120H192V123H193ZM250 120H249V122H250ZM253 120H251V121H253ZM48 121H47V126L49 128ZM130 121H129V123H130ZM239 121H241V120L239 119L238 123H239ZM244 121H246V119H244ZM241 122L243 124H245V125H248V124L251 123V122L249 123L248 121H246V122H248V124L244 123L243 121H241ZM241 122L239 123V125L241 124V127H242V123ZM259 122L262 125V126L260 125V127H259ZM129 123L128 124L125 123V124L128 125V126L129 125L131 126V123L130 124ZM142 123H144V122H142ZM236 123H237V121H236ZM194 124H196V123H194ZM210 124H212V123L210 122ZM235 124L234 125L232 124V125L233 126H237ZM89 125L90 124H88V126ZM245 125H244V128L246 127ZM155 126H158V125L155 124ZM162 126H164V125H162ZM212 126H213V124H212ZM248 126H250V125H248ZM253 126L254 125H252L249 128H252ZM53 127L51 125V128H53ZM79 127H77V128L79 129ZM215 127L213 126V128H215ZM84 129H85V127H84ZM119 129H120V131H119ZM172 129H174V128H172ZM208 129H210V127ZM160 130H163V129H160ZM210 130H212V127H211ZM121 131L123 133L125 132V134L123 135V133ZM195 131H199V130H195ZM201 132H202V130H201ZM253 132H252V134H253ZM67 133H69L68 130L66 131L65 135ZM220 133L221 132H219V134ZM236 134L239 135L238 138L241 136V133L240 134L236 133ZM197 136H199V134ZM221 136H223V135H221ZM221 136L219 137V139L222 138ZM227 137H228V135H227ZM183 138H185V135L183 136ZM183 138H181V139H183ZM192 141H194L195 144L194 143L191 144ZM240 141H241V139H240ZM231 142H232V140H231ZM230 143H228V144L226 143L227 146H229ZM233 143H236V142L233 141ZM237 143H239V148H240L243 145L244 142L242 143V145H241V143L239 141ZM235 145L237 146L236 148H238V145L237 144H235ZM261 145L259 143L257 146H261ZM127 146H126V149H127ZM218 146L220 147V145H218ZM173 147H172V149L176 148V147H174V148ZM214 147H216V149H218V150L217 151H213L212 149ZM231 147L235 148V146H231ZM244 147H242V149H244ZM253 147L256 148V146H253ZM186 148L188 150H186ZM225 148H224V151L226 150ZM248 148H249V146L246 145L245 149H248ZM261 148H263V147H261ZM184 149H185V151H183ZM192 149H193V151L190 153V150H192ZM227 149H229V147ZM165 150H163V151H165ZM237 150L238 149H236V151L234 150L235 151L234 153H231L232 156H234V154L236 155V152L239 151V150L238 151ZM253 150H256V149H253V148L251 149L250 148L249 151L251 152ZM161 151H162V149H161ZM161 151H160V153H161ZM186 151H187V153H186ZM257 151H259V150L257 149ZM145 152H147V151H145ZM177 152H176V154H177ZM183 152H185L186 154L185 153H184L185 155L182 154ZM228 152H229V150H228ZM260 152H262V151H259V154L261 155ZM179 153H178V155H179ZM219 153L220 152H218V154ZM222 153L223 152H221L220 154H222ZM225 154H226V152H225ZM229 154L230 153H228L226 155H229ZM245 154H243V155L245 156ZM255 154L258 155L257 152H255ZM246 155H248V154H246ZM64 156L65 155L63 153V157ZM236 156H238V155H236ZM236 156H234V157L238 158ZM252 156H253V154H252ZM137 157H139V158H137ZM162 157H164V156H162ZM234 157H232V158L235 161L234 163H235L236 167H238L237 166L238 162H236V159ZM241 157H239V159H237V161L238 160H242V159L244 160V158L241 159ZM245 158H248V157L245 156ZM60 159H62V158H60ZM139 159H140V161H138ZM171 159H172V157H171ZM175 159L177 160L176 163H174ZM2 161H3V159L1 160V162ZM161 161H163L164 163H162ZM242 161L239 164L242 165L243 164ZM143 162H144V160H143ZM140 164H141L142 167L140 166ZM143 165L147 166V167H145L146 171L149 170L148 168H150V166H151V168L153 166V168H152L153 170L150 168L149 171H153L154 172V169L157 168L159 171L161 170L163 173H165L164 175L167 176V177L164 176L165 177V179H164L163 176L160 175L161 176V178H160L157 175L161 179L160 180L161 184H160V182H158L159 179L156 176L158 170H156L157 172L156 171L154 173L153 172L152 173L149 172V174H147L148 172L147 173L145 172V168H143ZM2 166L3 167L5 166L7 168L10 167L5 162L2 164ZM171 166H173V167H171ZM187 166H188V168H190L191 166L192 167L190 169H188ZM242 166H244V165H242ZM0 167H1V163H0ZM183 167L185 168L186 171L187 170H190V171H188V172L182 171V170H184ZM192 168H194V169H192ZM240 168H242V167H240ZM240 168H238V170ZM161 171H160V173H161ZM169 171H171V173L173 172V174L171 175V173ZM179 171H181V173L183 174V175L181 174V177L178 176V175H180ZM174 172L175 173L177 172V173L175 174ZM125 173L127 175H125ZM169 173H170L171 176L169 175ZM201 173H203V175ZM114 174H120V176L116 175L118 177L114 176L115 178H113L112 175H114ZM174 174L177 175V177L174 178V179L177 178L176 180L172 179V176ZM124 176L125 177L127 176L128 179H127V177L125 178ZM203 176L208 182L207 186L208 185H209L208 187L211 186L210 188H208L206 186V183H205L206 180L204 178H202ZM259 176L261 177V175H259ZM154 177H156L157 179L156 178L154 179ZM196 177H198L199 180ZM110 178H112V179L110 180ZM178 178H180V179H178ZM124 179H127L128 181L126 180V182H125ZM163 179L166 180V181L169 179L168 181H170V182L168 183V181H167L168 184H165ZM201 179L204 181V182L201 181L202 184L204 183V186L199 182ZM135 180H138V182L134 183ZM153 180H156L158 183L156 181H153ZM196 180L199 183L196 182ZM172 181H176V182H172ZM1 182H0V184H1ZM153 182H154V184H153ZM193 183L195 184L194 186H193ZM196 183H198L199 184L198 186L202 187V189L203 188H205V189L208 188V189H206L205 191L204 190L200 191V189H201L200 188L197 191V189L195 187V186H197ZM131 184H132V186H131ZM150 184H152L153 186L150 185ZM139 185L142 188H140ZM141 185H143V186H141ZM148 186H149V188H148ZM150 186H152V187H150ZM154 186L156 187V191H154V188H155ZM175 186H176V184H175ZM191 186H192V188H190ZM143 187H144V189H143ZM145 187H147V188H145ZM125 188H126V185H125ZM129 189H131V188H129ZM193 189L194 190L196 189L197 192H200L201 197H202V195H205V194H203L201 192L204 191L205 193H207L206 196H205L206 198L203 197L201 199V197H200V200H198V198H199L198 194H195V195L192 194V192L193 193H197V192H194ZM209 189H211V191ZM244 189L245 188H243V190ZM138 190L139 191L143 190V191L139 192ZM136 191H135V193H136ZM148 193L149 192H147L146 195H149ZM210 193H211L212 196L208 195ZM244 193L248 194L249 192L245 191ZM262 193L263 192L261 191V193L259 194L260 197L258 196L259 197L258 203L257 202L254 203V205L258 204V207H259V205L261 206L264 203V193L263 194ZM157 195H159V194L157 193ZM196 195H197V197H196ZM185 196L182 199H185V201H186V197ZM192 196H194V197H192ZM209 196H210V198H209ZM156 197L153 196V198H156ZM195 198L198 200V202L200 201L199 204H197V201H196ZM194 199H195V201H194ZM209 199H210V201H209ZM254 201H256L255 198H254ZM5 202H11V204H10L11 205V211L6 210ZM187 202H189V201H186L185 204ZM213 202H214V200L212 202H210L212 207L211 206L208 207L209 208V209H207L208 212H205V210H204V211H201V213H199L200 210L205 209V208L201 207V209L199 208L200 209L199 210L198 207L195 206L197 208L196 212L199 215L197 213H195L196 217H195V215H193L194 217H192V219L194 220V222L192 224L195 223L193 228H190L191 227L190 222L192 221V219H191V221L188 220L189 221L188 225L190 224L189 227L185 226V229H183L184 231H186V227H187V231H186L187 234L192 232V231L188 232L189 228L190 229H194V227H195L197 229V225L199 226V228L203 227L202 228L203 232L200 229L202 233H204V229H207L208 232H209V228L212 227L216 223L215 222L213 224V221H209L210 220L209 217L212 218L211 215L215 211V205H217L216 208H218V204L214 205ZM210 203H209V205H210ZM202 204H205V203H202ZM213 207H214V209H213ZM258 207L255 206V208H258ZM117 209H118V207H117ZM211 209H213V210H211ZM197 210H199V211H197ZM215 213H216V211H215ZM215 213L213 215H215ZM24 215H28V216L26 217ZM207 218L209 219L208 220L209 222H207V224L209 225V223H210L208 228H206L208 225L205 223L206 222L205 220ZM250 218H251V221H250L249 218H247L248 221H246L242 217V219H241L242 221L241 222H243V220H245L246 222L253 223L252 226L254 225V227H255V225H256V227H257V223L256 222H252L253 215ZM103 222H102V224H103ZM102 224H100V225H102ZM246 224L247 223H245V222L241 223L240 225H242V228L240 229L241 226L239 225V229H238V223H237V226H236L237 232H236V234L239 232V235L241 237L240 239L241 240H246L245 244H247L246 247L248 249L245 248V250H243L244 248L243 249L238 248L237 250H240V253L236 252V248L233 247L234 246L233 243H235L233 240H232L233 243L231 241H227V242H230V243L227 244V246L231 247L230 251L232 253H235V254L238 253L240 255L243 252H245V255H246V251L248 250V252H249V249H251L250 251H252V253H253L252 255H253L254 261H256L255 259L259 258V257H257V256H259L258 254L256 255V258L254 257L256 252H258L259 254H262V256H264V243H263L264 239H262V237H260L261 233H259V235H258L257 231H259V230H256L257 228L255 229L256 232L254 231L255 234H256L255 235L256 237L254 238L253 235H251L252 233L254 234V232H251L252 231L251 229L254 228V227H252L251 229L248 227L249 230L248 229L246 230ZM9 225H11V226L13 225L12 226L13 228L11 230L8 229ZM201 225H203V226H201ZM205 225H207V226H205ZM216 225H217V223H216ZM249 226H251V225H249ZM24 228L27 229V232H24L22 230ZM199 228H198V230H199ZM213 228L214 227H212L211 229H213ZM248 231L251 232L249 235H248V233H249ZM210 232H211V230H210ZM212 232H213V230H212ZM193 233L194 232H192V234ZM202 233H201V235H202ZM194 235H195V233H194ZM203 235H202V237H203ZM212 235H213V233H212ZM212 235L209 237L210 239L211 238L214 239V240L218 239L217 242H220V240H219L220 237L219 238H215L214 236H216V235H214V236H212ZM239 235L237 234L236 236H239ZM197 236H196V240L198 239ZM136 238L137 237H135V239ZM200 238L201 237H199L198 240H200L202 242L203 240H201ZM252 238H254V239L257 238L256 240H254L256 246L254 244H252L251 242H250L251 244H249V240H252ZM135 239L133 238L132 240L137 241ZM235 239H237V237ZM240 239L238 238L237 240L239 241ZM198 240H197V242H198ZM237 240H235V241H236V243L238 245L240 243H238ZM205 241H203V242L205 243ZM257 241H259V242L256 243ZM130 242L132 244L131 240H130ZM201 242H198L199 247H200V243ZM227 242H224V243L226 244ZM102 243L104 244V246H103L104 248L103 247H102V249L100 248V253H99V249L98 248H99V246H102L101 245ZM136 243H137V246H139L138 245L139 242L137 241ZM204 243H201V245L203 244V248L200 247L201 249H203V251H204ZM208 243L209 242H207L205 244L209 245ZM218 244H217V246H218ZM225 244H224V246H225ZM230 244H231V246H230ZM112 245H114V243ZM253 245L255 246V248L257 247L256 248V252L254 251L255 254L253 252V249H254ZM193 246H194V244H193ZM193 246H190L189 248H192ZM195 246L197 247V248H195V250L198 251L197 244ZM134 247H136L135 243H134ZM193 248L189 249L190 253L192 251L195 254L198 253L195 250H193ZM226 248H228V247H226ZM232 248L235 249V252H233L234 249H232ZM106 249H107V247H106ZM101 253H102V255H101ZM115 253H116L117 257L114 256ZM120 253H121V256L124 255L122 258L120 256ZM122 253H124V254H122ZM126 253L128 255H126ZM249 253H248V257H249L248 259H250L249 261L251 262V264H253L252 261H251V258H250L251 254L249 255ZM103 254L105 256H103ZM125 255H126V258L124 259ZM100 256H102V257H100ZM262 256H260L261 259H263ZM119 257H120V259H119ZM245 257H244V259L247 258V257L246 258ZM232 258H234V257H232ZM115 260H116L117 263H115V262L113 263V261H115ZM247 260H246V262H247ZM259 260H260V258L258 259V261ZM250 262H249V264H250ZM95 263H93V264H95ZM124 264H125V262H124Z\"/></svg>",
  "mask_w": 264,
  "mask_h": 264
}]
</instances>
